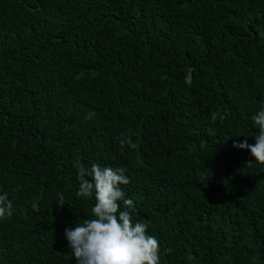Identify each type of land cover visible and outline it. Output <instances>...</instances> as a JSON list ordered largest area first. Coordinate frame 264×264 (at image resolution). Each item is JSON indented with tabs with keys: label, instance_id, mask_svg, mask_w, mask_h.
I'll list each match as a JSON object with an SVG mask.
<instances>
[{
	"label": "trees",
	"instance_id": "16d2710c",
	"mask_svg": "<svg viewBox=\"0 0 264 264\" xmlns=\"http://www.w3.org/2000/svg\"><path fill=\"white\" fill-rule=\"evenodd\" d=\"M262 107L264 0H0V264H77L93 163L160 264H264V165L233 146Z\"/></svg>",
	"mask_w": 264,
	"mask_h": 264
},
{
	"label": "clouds",
	"instance_id": "9594fccd",
	"mask_svg": "<svg viewBox=\"0 0 264 264\" xmlns=\"http://www.w3.org/2000/svg\"><path fill=\"white\" fill-rule=\"evenodd\" d=\"M258 126L255 144L249 145L247 139L234 144V147L248 149L255 162L264 165V107L253 117ZM120 147L135 148L130 136L121 134ZM251 165V163L249 164ZM78 169V197L91 198L95 204L91 209L92 217L77 223L75 228L65 229L71 253L77 264H160L158 240L146 234L147 225L133 223L130 210L134 202L125 197L121 185L129 184L123 168H112L93 163L90 168L81 164ZM90 177L91 182L89 179ZM121 203L124 210H121ZM63 207L64 197L59 196L57 203ZM13 204L7 193L0 195V219L12 215Z\"/></svg>",
	"mask_w": 264,
	"mask_h": 264
}]
</instances>
